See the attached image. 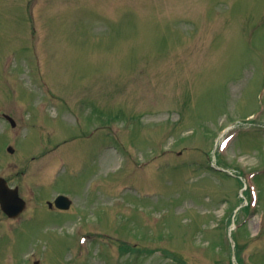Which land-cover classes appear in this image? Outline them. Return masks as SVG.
Listing matches in <instances>:
<instances>
[{"label":"rangeland","instance_id":"rangeland-1","mask_svg":"<svg viewBox=\"0 0 264 264\" xmlns=\"http://www.w3.org/2000/svg\"><path fill=\"white\" fill-rule=\"evenodd\" d=\"M0 109V264H264V0H0Z\"/></svg>","mask_w":264,"mask_h":264},{"label":"water","instance_id":"water-1","mask_svg":"<svg viewBox=\"0 0 264 264\" xmlns=\"http://www.w3.org/2000/svg\"><path fill=\"white\" fill-rule=\"evenodd\" d=\"M19 201L18 190L9 189L6 181L0 180V203L3 210L10 216H17L23 209V203L19 202L20 205H16L15 201ZM63 197L59 198V201H64ZM69 205L65 204L64 209H68Z\"/></svg>","mask_w":264,"mask_h":264},{"label":"trees","instance_id":"trees-1","mask_svg":"<svg viewBox=\"0 0 264 264\" xmlns=\"http://www.w3.org/2000/svg\"><path fill=\"white\" fill-rule=\"evenodd\" d=\"M249 208L248 207H246V210H248Z\"/></svg>","mask_w":264,"mask_h":264},{"label":"flooded vegetation","instance_id":"flooded-vegetation-1","mask_svg":"<svg viewBox=\"0 0 264 264\" xmlns=\"http://www.w3.org/2000/svg\"><path fill=\"white\" fill-rule=\"evenodd\" d=\"M4 115V114H3Z\"/></svg>","mask_w":264,"mask_h":264}]
</instances>
